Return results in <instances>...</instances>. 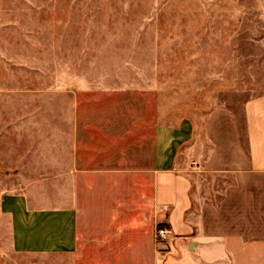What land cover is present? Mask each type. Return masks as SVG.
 I'll use <instances>...</instances> for the list:
<instances>
[{
	"label": "crops",
	"instance_id": "crops-1",
	"mask_svg": "<svg viewBox=\"0 0 264 264\" xmlns=\"http://www.w3.org/2000/svg\"><path fill=\"white\" fill-rule=\"evenodd\" d=\"M39 6L0 0V264H264V92L166 120L142 152L138 126L95 143L75 91L61 100L53 78L44 101L15 19ZM141 200L171 230L164 251Z\"/></svg>",
	"mask_w": 264,
	"mask_h": 264
},
{
	"label": "rangeland",
	"instance_id": "rangeland-1",
	"mask_svg": "<svg viewBox=\"0 0 264 264\" xmlns=\"http://www.w3.org/2000/svg\"><path fill=\"white\" fill-rule=\"evenodd\" d=\"M37 2L36 11L14 16L37 42L44 101H51L53 78L61 100L75 91L88 103L95 143L108 133L110 147L114 134L123 131L126 140L138 126L142 152L166 120L199 116L215 104L237 107L264 92V0ZM49 112L44 107L42 116ZM140 185L147 186L142 176ZM144 205L142 228L164 251L172 236H158L166 225L150 221Z\"/></svg>",
	"mask_w": 264,
	"mask_h": 264
},
{
	"label": "built area",
	"instance_id": "built-area-1",
	"mask_svg": "<svg viewBox=\"0 0 264 264\" xmlns=\"http://www.w3.org/2000/svg\"><path fill=\"white\" fill-rule=\"evenodd\" d=\"M157 233L162 240L168 239L171 236V230L166 226L160 227Z\"/></svg>",
	"mask_w": 264,
	"mask_h": 264
},
{
	"label": "trees",
	"instance_id": "trees-1",
	"mask_svg": "<svg viewBox=\"0 0 264 264\" xmlns=\"http://www.w3.org/2000/svg\"><path fill=\"white\" fill-rule=\"evenodd\" d=\"M163 225H164V223L160 224V226H163Z\"/></svg>",
	"mask_w": 264,
	"mask_h": 264
}]
</instances>
